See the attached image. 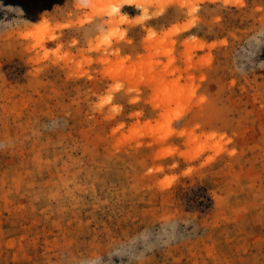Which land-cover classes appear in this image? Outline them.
<instances>
[{
  "label": "rangeland",
  "instance_id": "obj_1",
  "mask_svg": "<svg viewBox=\"0 0 264 264\" xmlns=\"http://www.w3.org/2000/svg\"><path fill=\"white\" fill-rule=\"evenodd\" d=\"M0 264H264V0H0Z\"/></svg>",
  "mask_w": 264,
  "mask_h": 264
}]
</instances>
